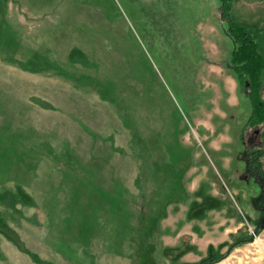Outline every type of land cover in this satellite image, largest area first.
Returning a JSON list of instances; mask_svg holds the SVG:
<instances>
[{
  "label": "rangeland",
  "instance_id": "obj_1",
  "mask_svg": "<svg viewBox=\"0 0 264 264\" xmlns=\"http://www.w3.org/2000/svg\"><path fill=\"white\" fill-rule=\"evenodd\" d=\"M231 17L264 55V0ZM224 23L218 0H0V221L20 245L0 233V264H40L21 247L52 264H264Z\"/></svg>",
  "mask_w": 264,
  "mask_h": 264
},
{
  "label": "trees",
  "instance_id": "obj_2",
  "mask_svg": "<svg viewBox=\"0 0 264 264\" xmlns=\"http://www.w3.org/2000/svg\"><path fill=\"white\" fill-rule=\"evenodd\" d=\"M218 2L221 19L225 21L223 31L226 36L229 37L232 44L227 67L234 75L237 82L238 92L242 96H245L250 104V114L247 119V123L259 128L261 132L259 144L260 149L257 151L254 162L257 163L258 167H262L261 158L264 155V55L259 51L257 42L253 35L238 22L232 19V0H218ZM76 51V49H72L70 54L71 58L74 57V53ZM47 69H52L55 72L61 71L59 67L54 66V64H51L44 59L40 60V65L35 69V71H43ZM17 187L19 188V186ZM16 196H20L25 202L29 200V196L19 190L16 194H13L14 198L12 203H15V199L17 198ZM139 226H141L143 230V224L140 223ZM10 230L11 228H9L6 222L0 221V233H3L9 241L19 245L18 241L12 239L7 234V231ZM146 237L148 238V231L145 228V233H143L142 238ZM20 249L24 253L28 254L35 263L52 264L50 262L40 260L34 252L27 251L23 247ZM142 252L143 249H141V255ZM226 254H228V252ZM226 254L224 253L218 255V259L214 261L208 258V264L225 257Z\"/></svg>",
  "mask_w": 264,
  "mask_h": 264
},
{
  "label": "flooded vegetation",
  "instance_id": "obj_3",
  "mask_svg": "<svg viewBox=\"0 0 264 264\" xmlns=\"http://www.w3.org/2000/svg\"><path fill=\"white\" fill-rule=\"evenodd\" d=\"M243 97H244V99H246V102H248V99L245 96H243ZM248 106H249V108L248 107L247 108L249 109V113L247 115V118L245 119V125H243V131L245 129H248V128H250L252 130L250 140L252 141L251 145L253 147V150L247 149L246 166L250 170V176H251V179L253 181V192H255L251 196H256L258 198V202L254 203V204H262V206L258 207V218H257L259 220L258 226H264V222H263L264 221V210H262V209H264V163L262 164L263 167H258L257 163L254 162V158H253L254 156L250 157L251 151H253V153L255 154V153H257L258 149H260L259 144H260V139H261V132H260L259 128L255 127L254 125L250 126L247 123V119H248L249 114H250V104ZM263 157H264V155H263Z\"/></svg>",
  "mask_w": 264,
  "mask_h": 264
},
{
  "label": "crops",
  "instance_id": "obj_4",
  "mask_svg": "<svg viewBox=\"0 0 264 264\" xmlns=\"http://www.w3.org/2000/svg\"><path fill=\"white\" fill-rule=\"evenodd\" d=\"M250 23H252L251 21H247V22H245L244 21V25L247 27V26H249L250 25ZM251 26H253V25H251ZM79 176H81V177H83L84 178V176H87V175H79ZM96 178H97V174L96 175H93L91 178H90V181H91V183H92V181H94L95 182V180H96ZM92 179V180H91ZM104 181V179H101V182H103ZM84 183H86L87 185H88V180H86V179H84V181H83ZM83 182H81L82 184H83ZM103 188H105L104 186H102ZM140 224V223H139ZM188 234V233H187Z\"/></svg>",
  "mask_w": 264,
  "mask_h": 264
},
{
  "label": "bare ground",
  "instance_id": "obj_5",
  "mask_svg": "<svg viewBox=\"0 0 264 264\" xmlns=\"http://www.w3.org/2000/svg\"><path fill=\"white\" fill-rule=\"evenodd\" d=\"M263 237H264V235H263ZM257 242L259 243V244H261V239H257Z\"/></svg>",
  "mask_w": 264,
  "mask_h": 264
},
{
  "label": "water",
  "instance_id": "obj_6",
  "mask_svg": "<svg viewBox=\"0 0 264 264\" xmlns=\"http://www.w3.org/2000/svg\"><path fill=\"white\" fill-rule=\"evenodd\" d=\"M264 222V221H263Z\"/></svg>",
  "mask_w": 264,
  "mask_h": 264
}]
</instances>
